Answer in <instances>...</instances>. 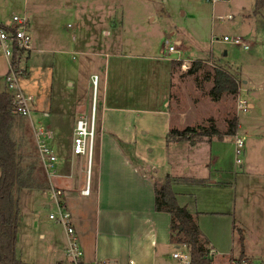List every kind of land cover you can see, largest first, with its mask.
Masks as SVG:
<instances>
[{
  "label": "rangeland",
  "instance_id": "rangeland-1",
  "mask_svg": "<svg viewBox=\"0 0 264 264\" xmlns=\"http://www.w3.org/2000/svg\"><path fill=\"white\" fill-rule=\"evenodd\" d=\"M254 10L255 0H0V23L5 24L14 15L25 17L28 13L32 14L29 22L32 48L38 42L51 48L60 43L67 46L73 41L83 44L90 41L99 52L114 50L115 54H119L124 50L136 56L152 58L151 68L133 62L128 74L132 76L131 96L126 93L129 78L115 76V85L122 88L120 96L113 101L117 108L158 106L157 103L147 102L146 94L153 92L157 96L159 92L161 95L168 93L166 100L172 120L171 131L181 132L188 127L198 131L201 127L211 130L214 127L218 131L216 135H224L221 141L227 151L225 167L233 171L232 177L237 181L233 216L240 231L231 232V218L205 217L200 220L203 233L219 246L213 251L216 257L225 255L217 264H224L226 257L240 256L241 230L250 259L264 262V186L258 188L260 178L255 173L260 151L256 137L264 138V132L260 131V127L264 126V8L257 15ZM230 16L233 19H228ZM225 36L231 41L239 37L249 44V48L225 42ZM111 42L116 44L113 49L102 48ZM170 42L179 43L181 53L166 55L165 49ZM120 43H124L125 47H121ZM178 57L182 60H176ZM28 59L23 58L21 62L25 71L20 84L30 95L25 84L29 74ZM65 59L72 61L67 55ZM80 60L77 57L72 63L78 64ZM195 61L201 62L202 66L195 72H189ZM217 69L238 81V94L225 93L215 100L211 91ZM7 71V60L0 58V87ZM154 74L159 86L150 85V82L155 83L150 78ZM240 99L248 103L246 112L239 110ZM30 106H35L34 100ZM91 114L89 110L87 117L90 118ZM15 119L12 136L19 154L25 157L22 166H35L34 173L44 181L46 175L38 162L35 129L29 118L15 116ZM234 121L239 122L237 130L242 128L246 132L241 167L236 164L234 142L237 131L235 135L227 134L230 123ZM188 135L189 141L193 142H200L206 137L199 132H191L184 137ZM169 138L177 139V136ZM189 141L185 140V148H192ZM94 148L96 150V146ZM174 148L172 144L170 157H173ZM95 150L92 151L89 166L90 180ZM84 157L87 168L88 154L81 156L82 159ZM83 181L80 188H85V176ZM78 188L71 193L77 198L80 195ZM50 192L49 187H44L21 189L17 193L20 210L17 257L24 261L35 260L37 255L47 253V237L40 238V233L56 234L61 240L65 237L67 247L63 227L49 219L51 213L57 212ZM33 221L38 222V229L33 228Z\"/></svg>",
  "mask_w": 264,
  "mask_h": 264
},
{
  "label": "crops",
  "instance_id": "crops-1",
  "mask_svg": "<svg viewBox=\"0 0 264 264\" xmlns=\"http://www.w3.org/2000/svg\"><path fill=\"white\" fill-rule=\"evenodd\" d=\"M28 15L32 16L31 13ZM93 44L73 41L67 46L60 43L49 48L38 42L28 56L29 74L25 78L35 105L29 120L34 129L42 127L50 131L48 143L58 158L55 173L49 176L38 161L46 175L47 187L53 185L63 192L62 200L70 208L84 251V264H177L171 254L180 245L171 239V216L155 210L154 183L167 176L172 181L179 205L186 207L196 220L204 247L208 252L218 249V244L203 233L202 218H231V232L240 231L233 216L237 181L232 177L233 171L225 167L227 151L221 141L224 135L206 136L200 142L189 141V135L168 139L172 128L166 100L168 93L146 94V101L158 106L117 108L113 101L120 96L122 88L115 85V76L129 78L126 93L131 96L132 76L128 74L133 62L151 68L152 58L124 50L119 54L114 50L99 52ZM120 44L125 47L124 43ZM115 46L111 42L102 48L113 49ZM66 55L72 61L77 57L81 60L74 64L66 61ZM95 76L98 77L96 87ZM155 76H150L155 81L150 82L151 86H159ZM4 80L5 76L0 91L6 89ZM131 85L133 89L132 81ZM89 110L95 115L96 129L91 180V158L88 156L86 168L85 157L82 159V155L73 152L77 121L87 117ZM260 131L264 132V126ZM256 138L260 151L255 173L260 178L257 181L260 188L264 186V138ZM184 139L192 148H185ZM172 144L175 148L173 157H170ZM84 176L85 188H80ZM76 187L80 188L78 198L71 194L77 191ZM86 189L89 194L84 193ZM45 207L49 208V205ZM33 228H39L37 221H33ZM39 236L42 239L47 237V253H41L29 262L18 259L26 264H42L44 261L58 264L66 260L65 237L61 240L56 234L45 233ZM17 248L18 239L16 256ZM240 256L250 258L245 243L244 248L241 245ZM224 257L214 254L210 258L213 264H217ZM231 258L233 256L226 257L224 264H228Z\"/></svg>",
  "mask_w": 264,
  "mask_h": 264
},
{
  "label": "trees",
  "instance_id": "trees-1",
  "mask_svg": "<svg viewBox=\"0 0 264 264\" xmlns=\"http://www.w3.org/2000/svg\"><path fill=\"white\" fill-rule=\"evenodd\" d=\"M263 8L264 0H255L254 14H259ZM201 64L195 61L189 72H195L202 66ZM239 87L238 81L228 73L221 69L215 71L214 86L211 91L215 100H219L225 93L238 94ZM10 109L11 95L5 89L0 91V264H26L16 256L20 211L17 193L21 189H41L47 187V183L36 176L35 166H22L25 157L19 154L17 143L12 136L16 119ZM230 124L228 135L235 134L237 131L238 123L234 121ZM199 129L200 131L188 127L181 132L172 130L168 139L171 135L182 138L191 132H199L203 136L218 134L214 127L211 130L202 127ZM154 188L155 210L167 212L171 216L172 242L190 247L192 264H213L208 250L201 241L196 220L188 209L180 206L177 201L170 177L156 180ZM240 235L241 245L244 248L245 238L241 232Z\"/></svg>",
  "mask_w": 264,
  "mask_h": 264
},
{
  "label": "built area",
  "instance_id": "built-area-1",
  "mask_svg": "<svg viewBox=\"0 0 264 264\" xmlns=\"http://www.w3.org/2000/svg\"><path fill=\"white\" fill-rule=\"evenodd\" d=\"M215 1V0H212ZM228 19H233L229 17ZM30 15L20 17L14 15L5 24H0V58L6 59L8 62V71L5 75V86L11 95V113L16 117L30 118L32 108L30 102L33 98L27 95L22 89L20 81L22 79L24 67L21 66L23 58L27 59L29 53L32 51V36L30 33ZM225 42L231 41L229 37H224ZM231 42L242 46L244 49L249 48V44L243 39L236 37ZM182 47L179 43L170 42L165 49L166 55L179 54ZM176 60H182L181 57ZM94 85L97 86L98 77H94ZM248 103L245 99L239 100V110L246 112L248 110ZM95 115L92 113L91 117H82L77 121L74 138H73V152L76 155H85L91 158L93 145L95 141ZM50 131L38 127L35 128V139L39 152L41 164L48 172L49 176L55 173V165L57 163V156L54 154L52 147L48 143ZM246 142V135L243 130L238 129L235 136V154L236 164L241 167L243 161L241 159ZM50 196L54 199L57 207L56 213H51L49 219L55 223L60 224L66 235V260L58 264H84V251L81 246L80 238L74 227L73 217L67 205L62 200L63 192L61 189L50 186ZM89 194V189L84 192ZM215 253L210 251L209 257ZM171 257L177 264H192L191 249L185 244L180 245L172 254ZM98 264H109L108 262H101ZM228 264H264L256 262L249 257L239 256L233 257Z\"/></svg>",
  "mask_w": 264,
  "mask_h": 264
}]
</instances>
